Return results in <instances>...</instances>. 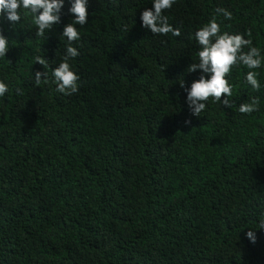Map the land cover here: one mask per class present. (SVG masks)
Here are the masks:
<instances>
[{"label":"trees","instance_id":"16d2710c","mask_svg":"<svg viewBox=\"0 0 264 264\" xmlns=\"http://www.w3.org/2000/svg\"><path fill=\"white\" fill-rule=\"evenodd\" d=\"M67 8L47 38L23 14L12 27L0 21L9 38L0 60L9 88L0 98V264H264V230L255 229L264 214V87L253 91L247 69L233 68L232 107L209 98L193 117L178 83L198 79L186 72L197 50L190 37L214 15L264 50V0H177L163 14L179 36L141 27L151 0H89L71 96L51 83ZM43 70L49 82L37 85L32 74ZM251 97L259 111L239 113Z\"/></svg>","mask_w":264,"mask_h":264},{"label":"clouds","instance_id":"9594fccd","mask_svg":"<svg viewBox=\"0 0 264 264\" xmlns=\"http://www.w3.org/2000/svg\"><path fill=\"white\" fill-rule=\"evenodd\" d=\"M68 4L67 14L70 22L64 24L60 31V38L65 42L64 53L57 66L52 68L51 83L55 91L65 96H71L79 91V73L71 63L79 51L73 46L74 41H79L80 31L77 26L83 27L88 22L89 0H0V21H7L8 25L19 24L23 18H29L35 26L37 37H46L55 25L61 23V15L65 4ZM177 0H151V8H145L140 13L141 27L147 28L152 34L179 36L180 29L174 28L164 15V10L170 9ZM217 15L224 20H231L232 13L225 8H217ZM190 39L195 41L197 50L193 61L187 66L186 72H199L198 79L185 87L184 80H179V86L184 89L185 103L190 115L200 117L206 110L211 98V103H219L224 108L232 107L229 97L233 96L234 85L229 82L228 75L233 68L242 66L247 69L243 75V83L253 91H259L261 84V71L264 65V50L253 44L250 33H230L223 31L221 23L217 22L214 15L207 22L201 24L192 33ZM9 51V38L0 32V60L5 59ZM35 64L43 69L49 67L48 60L42 56L34 58ZM34 83L39 85L42 80L48 83L46 71H35L32 74ZM43 77V78H42ZM8 84L0 80V98L8 92ZM223 97V98H221ZM238 112L250 115L259 111V98L251 97L249 102L238 105ZM190 123V121H185ZM255 229L264 230V214L261 215ZM255 229L245 233L246 238L254 243L256 240Z\"/></svg>","mask_w":264,"mask_h":264}]
</instances>
